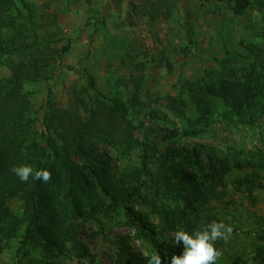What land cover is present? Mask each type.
<instances>
[{"label":"rangeland","instance_id":"obj_1","mask_svg":"<svg viewBox=\"0 0 264 264\" xmlns=\"http://www.w3.org/2000/svg\"><path fill=\"white\" fill-rule=\"evenodd\" d=\"M240 1L249 6L235 14ZM17 45L46 63L24 84L22 154L81 170L84 211L105 182L118 199L75 221L74 251L27 244L26 201L10 199L2 210L18 226L10 241L0 237V264H114L124 236L146 262L157 252L169 264L183 251L177 230L213 221L233 228L215 242V264H264V0H0V95ZM224 165L231 171L210 181ZM180 175L196 185L180 187ZM183 197L200 220L165 230L160 212L180 210Z\"/></svg>","mask_w":264,"mask_h":264},{"label":"trees","instance_id":"obj_2","mask_svg":"<svg viewBox=\"0 0 264 264\" xmlns=\"http://www.w3.org/2000/svg\"><path fill=\"white\" fill-rule=\"evenodd\" d=\"M5 1V0H4ZM249 3L240 1L235 3L233 11L235 14L242 13ZM18 45L19 60L12 68L11 77L7 80V88L0 95V237L10 241L17 231V221L12 215L2 210L6 203L13 198L23 197L28 207V226L25 232V242L29 245H40L43 243L45 251L65 248L66 244H71V249L76 250L78 242V228L75 221L80 219H95L101 214H105L106 200H110L117 207L116 201L118 193L107 182L102 184L103 196L95 206H90L89 211H84L85 195L79 188L78 180L81 177V170L76 171L70 162L62 163V171H59L54 161L49 163L47 169L51 172V180L47 183L35 181L31 177L28 182H21L11 171L14 166L30 165L34 169H46V164L39 159H26L21 152L20 141L25 127V108L27 103L24 101L26 94H23L24 84L27 82H37L43 77V70L46 63L39 57L35 50L28 52ZM64 47L57 55L60 58L68 51ZM251 97V98H250ZM249 102L254 100L252 91L245 99ZM20 139V140H19ZM34 147L36 145L34 144ZM77 151L83 154L84 151L77 146ZM22 154V155H21ZM55 159L62 155L54 148ZM236 169L241 166L236 164ZM84 169V168H83ZM231 167L222 166L219 170L208 177L215 183L222 180L229 172ZM196 177L180 175L178 185H196ZM262 188V185H258ZM183 190H181L182 192ZM110 207V206H108ZM190 218L200 220L198 206L196 202L183 197V208L173 212H160V219L165 230L171 231L178 224H188ZM148 233H155V227L148 225ZM131 238L121 237L115 248L112 261L114 264H147L143 257L135 255L130 248ZM6 245L0 239V255L5 250ZM182 254V252H181ZM170 264V262H169Z\"/></svg>","mask_w":264,"mask_h":264},{"label":"clouds","instance_id":"obj_3","mask_svg":"<svg viewBox=\"0 0 264 264\" xmlns=\"http://www.w3.org/2000/svg\"><path fill=\"white\" fill-rule=\"evenodd\" d=\"M11 171L21 182H28L31 177L35 181L47 183L51 180V172L47 169H34L30 165L14 166ZM233 232L230 225L223 222L213 221L196 230L191 234L184 229H179L174 233V243L183 244V251L180 255H173L170 264H215L216 260L222 256V251L215 247V242L219 240L227 241ZM147 264H162L161 256L153 253Z\"/></svg>","mask_w":264,"mask_h":264}]
</instances>
